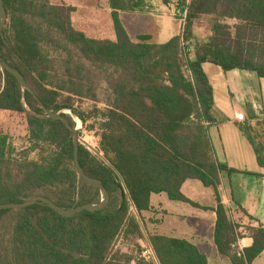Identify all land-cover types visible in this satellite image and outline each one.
I'll list each match as a JSON object with an SVG mask.
<instances>
[{
  "label": "trees",
  "instance_id": "obj_1",
  "mask_svg": "<svg viewBox=\"0 0 264 264\" xmlns=\"http://www.w3.org/2000/svg\"><path fill=\"white\" fill-rule=\"evenodd\" d=\"M4 1L8 21L0 31V55L51 111L67 116L73 126L63 110L84 122L75 103L96 99L99 79L106 82L111 100L98 134L102 155L81 143L80 162L87 174L103 181L111 201L103 210L72 217L43 204L22 208L11 239V262L0 264H133L112 253L117 236L123 229L144 236L143 212L151 209L152 194L189 201L181 186L194 178L215 190L219 252L233 264H252L264 251V227L250 228L253 244L238 248L239 225L229 218L219 192L222 173L236 170L215 157L209 134L216 122L213 88L203 64L254 70L264 78V0H163L188 8L183 33L166 43L148 34L133 41L123 25L121 12L143 11L148 0H109L116 41L76 29L71 6L51 0ZM202 15L213 16L206 41L196 40L193 29ZM229 19L237 23L231 25ZM51 46L64 53L61 72L55 69ZM0 109L26 115L32 149L37 150L34 159L16 160L10 136L0 132V203L45 195L71 209L101 201L99 188L78 175L73 132L62 120L48 117L34 95L1 67ZM147 235L157 261L136 264L208 263L206 254L187 240Z\"/></svg>",
  "mask_w": 264,
  "mask_h": 264
},
{
  "label": "crops",
  "instance_id": "obj_2",
  "mask_svg": "<svg viewBox=\"0 0 264 264\" xmlns=\"http://www.w3.org/2000/svg\"><path fill=\"white\" fill-rule=\"evenodd\" d=\"M51 2L73 7V26L89 37L117 40L109 0ZM177 5L148 0L143 11L121 12V20L133 41L148 34L155 42L166 43L184 30L185 22L174 14ZM208 17L211 15H202L194 23L198 41L212 35ZM227 22L237 23L235 19ZM203 69L213 88L216 122L210 125L209 134L215 157L236 170L222 173L220 197L229 218L239 225L238 248L243 250L253 244L250 228L264 227V78L254 70H225L212 62H205ZM181 192L189 201L171 199L165 192L152 194L151 209L143 212L147 232L191 242L206 254L207 264H233L215 242L218 202L214 188L194 178L183 182ZM252 264H264V251Z\"/></svg>",
  "mask_w": 264,
  "mask_h": 264
},
{
  "label": "rangeland",
  "instance_id": "obj_3",
  "mask_svg": "<svg viewBox=\"0 0 264 264\" xmlns=\"http://www.w3.org/2000/svg\"><path fill=\"white\" fill-rule=\"evenodd\" d=\"M208 18L211 20L213 16ZM50 52L51 54H54L55 69L61 72L63 70L61 62L62 55H64L63 51L59 52L55 47L51 46ZM110 100L111 95L107 89L106 82L103 79H99L96 99L86 98L75 103V105L85 114L84 122L70 110L65 109L62 111L72 117L75 123L74 127H77L80 121L81 124L78 131L81 139L97 149H99L100 141V137L98 135L100 132V124L103 120V114L105 113L107 104ZM0 132L10 136L12 146L15 150L13 152V158L22 161L24 159H34L37 157V150L32 149L33 143L30 142L29 125L26 115L0 109ZM89 150L96 154L92 149L89 148ZM22 212L23 210L21 209H11L0 214L1 262H4V260L11 262V239L14 227ZM131 213L136 214L134 207H132ZM143 235L144 236L140 237V235H137L134 232H127V229H123L113 244L112 253H115L122 261L131 259L133 264L142 261L139 257L142 249L141 239L148 237L145 230H143Z\"/></svg>",
  "mask_w": 264,
  "mask_h": 264
},
{
  "label": "water",
  "instance_id": "obj_4",
  "mask_svg": "<svg viewBox=\"0 0 264 264\" xmlns=\"http://www.w3.org/2000/svg\"><path fill=\"white\" fill-rule=\"evenodd\" d=\"M8 21V13L5 7V1L0 0V31L5 27L6 23ZM0 67L3 70H6L10 72L12 75L15 76L17 81L20 83V85L28 89L36 98V100L40 103L42 108L45 110L46 114L48 117L52 119H60L62 120L67 127L73 132V143H74V160H75V166L76 170L78 172V175L89 185L96 186L99 188L102 199L99 203L93 204V203H86V204H81L77 206L76 208H71V209H65L59 206L57 203H55L51 198L45 196V195H35L32 196L24 201L21 202H2L0 203V212L5 209H22L34 204H43V205H48L51 208L55 209L58 213L61 215L67 216V217H72L75 216L76 214L88 210V211H99L103 210L106 208L111 201V194L110 191L107 189L103 181L99 178L93 177L89 174H87L84 170V168L81 165L80 162V144L83 143L86 146H88L90 149H92L96 154L102 155L99 150L95 147H93L91 144L88 142H85L81 139L78 128L74 127L67 116H65L62 113L59 112H53L51 111L39 98L35 90L31 87L25 76L14 66H12L7 60H5L1 55H0ZM126 197L123 195V200H125ZM134 207V211H135Z\"/></svg>",
  "mask_w": 264,
  "mask_h": 264
},
{
  "label": "built area",
  "instance_id": "obj_5",
  "mask_svg": "<svg viewBox=\"0 0 264 264\" xmlns=\"http://www.w3.org/2000/svg\"><path fill=\"white\" fill-rule=\"evenodd\" d=\"M174 14L181 21L185 22L188 14L187 6L177 5L174 9ZM142 249L140 253V260L146 262H155L157 261V254L155 248L149 237H145V239H141Z\"/></svg>",
  "mask_w": 264,
  "mask_h": 264
},
{
  "label": "bare ground",
  "instance_id": "obj_6",
  "mask_svg": "<svg viewBox=\"0 0 264 264\" xmlns=\"http://www.w3.org/2000/svg\"><path fill=\"white\" fill-rule=\"evenodd\" d=\"M80 124H81V123H80V121H79L77 128H79V127H80Z\"/></svg>",
  "mask_w": 264,
  "mask_h": 264
}]
</instances>
